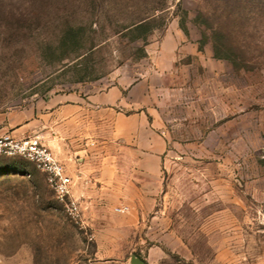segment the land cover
<instances>
[{
	"label": "rangeland",
	"instance_id": "obj_1",
	"mask_svg": "<svg viewBox=\"0 0 264 264\" xmlns=\"http://www.w3.org/2000/svg\"><path fill=\"white\" fill-rule=\"evenodd\" d=\"M145 16L146 41L124 36ZM112 86L149 122L133 144L149 176L117 141L74 220L31 161L0 155V264H264V0H0V120Z\"/></svg>",
	"mask_w": 264,
	"mask_h": 264
},
{
	"label": "crops",
	"instance_id": "obj_2",
	"mask_svg": "<svg viewBox=\"0 0 264 264\" xmlns=\"http://www.w3.org/2000/svg\"><path fill=\"white\" fill-rule=\"evenodd\" d=\"M123 90L125 88L121 86H112L104 92L88 96L80 92L55 95L43 103L42 111L21 112L19 122L13 123L2 118L0 134L8 132L22 138L41 132L39 135L43 143L67 166L73 178L71 190L75 198L76 194L81 196L90 193V179L111 176L113 148L117 147L119 140L125 151L135 150L138 154L141 153L132 155L129 161L137 167L136 173L147 178L149 168L146 163L151 156L144 150L147 151L148 147L142 145L135 149L133 144L137 145L134 141L135 134L149 129V122L143 114H126L115 108L117 103L124 100ZM101 126L109 130L102 142L95 138ZM100 151L104 152L102 163H107L101 173L97 172L95 165L100 159L97 156ZM151 160L156 171L161 165V157L154 155ZM80 180L82 184L78 187Z\"/></svg>",
	"mask_w": 264,
	"mask_h": 264
},
{
	"label": "built area",
	"instance_id": "obj_3",
	"mask_svg": "<svg viewBox=\"0 0 264 264\" xmlns=\"http://www.w3.org/2000/svg\"><path fill=\"white\" fill-rule=\"evenodd\" d=\"M0 155L22 156L31 161L46 178V182L74 219L81 218L80 205L72 195L73 178L67 166L60 161L36 134L27 137H15L11 133L0 134ZM116 212L124 213L129 207H117Z\"/></svg>",
	"mask_w": 264,
	"mask_h": 264
},
{
	"label": "trees",
	"instance_id": "obj_4",
	"mask_svg": "<svg viewBox=\"0 0 264 264\" xmlns=\"http://www.w3.org/2000/svg\"><path fill=\"white\" fill-rule=\"evenodd\" d=\"M153 16H145L141 18H137L133 21H131L127 26L124 27L125 32L124 36L128 37L132 41H137V40H147V36L151 31L153 30L152 22L154 21ZM181 26L183 28L185 27L184 22L181 23ZM101 47L100 43L94 42L90 45L88 48V54L84 55L82 58H85L88 55L94 54L98 49ZM141 53L138 55L139 57L145 56V50L142 48L140 49ZM82 56V54H79L78 57Z\"/></svg>",
	"mask_w": 264,
	"mask_h": 264
},
{
	"label": "water",
	"instance_id": "obj_5",
	"mask_svg": "<svg viewBox=\"0 0 264 264\" xmlns=\"http://www.w3.org/2000/svg\"><path fill=\"white\" fill-rule=\"evenodd\" d=\"M132 263L133 264H146L144 261H142L141 259H138L135 256L132 257Z\"/></svg>",
	"mask_w": 264,
	"mask_h": 264
}]
</instances>
